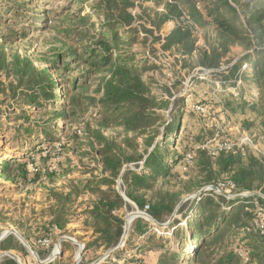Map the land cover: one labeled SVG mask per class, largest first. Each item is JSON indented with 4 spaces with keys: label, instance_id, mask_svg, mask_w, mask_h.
Returning a JSON list of instances; mask_svg holds the SVG:
<instances>
[{
    "label": "trees",
    "instance_id": "1",
    "mask_svg": "<svg viewBox=\"0 0 264 264\" xmlns=\"http://www.w3.org/2000/svg\"><path fill=\"white\" fill-rule=\"evenodd\" d=\"M139 1L95 0L89 13L82 8L66 9L68 22L63 36L70 47L55 62L63 65L65 80L62 75L54 77L48 69L37 71L28 61L25 67L15 68L14 63L19 62L9 63L5 48L26 40L28 35L0 33V74L14 71L17 79V86L0 82V92L9 100V120L15 122L13 139L22 149L27 148L19 157L0 159V194L27 198L38 192L47 195L49 206L43 211L42 220L46 217L48 221L38 225L41 227L35 232L28 226L29 219L16 226L41 260L53 251L52 240L57 233L66 232L75 203L84 194L94 196L81 202L84 211L79 219L87 234L84 257L107 253L119 245L125 226L122 214L131 209L129 202L157 223L166 224L184 195H194L207 186L232 195L244 192L264 195V156L238 148L212 156L204 149L224 119L230 124L233 116L249 115L242 125L257 132L251 136L264 151V5L250 9L243 0H149L165 12L156 14L152 20L154 28L147 29L133 12ZM40 2L43 0H36L35 6H40ZM27 5L23 0L0 1V27L19 23L24 18L21 14L29 10ZM184 11L199 26L213 27L216 43L211 48L199 49L191 31L179 24L163 39L164 51L176 50L184 62L186 57L198 55L201 67L220 71L223 59L228 58L234 47L243 49V55L218 74L223 76L221 93L225 96V101H220L221 123L210 119L208 104H196L191 109L202 123L204 120L214 128L207 139L204 133L210 130L195 138L187 133L188 139H182V114L172 118L177 101L171 106L170 100L152 94L145 73L156 67L140 60L133 51L136 44L144 45L150 38L153 42L159 40L156 30L160 31L168 22L179 21ZM41 16L40 20L47 24L48 13ZM95 17L97 24L92 22ZM141 31L145 34L143 38ZM76 69L82 70L80 75L71 76ZM195 106L204 107L205 112H197ZM92 108H97L94 115L89 114ZM31 109L40 115H33ZM164 111L169 113L168 117ZM86 115L88 118L84 120ZM59 121L63 126L57 124ZM82 125L84 130H77L71 139L75 143L82 135L90 140L94 149L91 155L102 168L97 176L90 169L91 178L71 181L72 187L67 192L64 187H56L58 168L50 163L61 152H52L51 148L60 142L59 134ZM3 126L0 119V127ZM112 130L121 133L117 138L106 137L104 133ZM228 131L221 135V140L230 142L226 138ZM138 139L143 140L142 145L137 143ZM43 147L51 149L50 152L45 155L40 149ZM33 153L38 154V162L33 161ZM63 160L61 165L74 171L71 159L64 156ZM39 163H44L47 169H41ZM180 166L183 169L193 166L194 175H186L183 183L176 173ZM175 180L182 185L178 191L171 186ZM257 204L264 209L260 197L229 200L206 192L205 196L184 203L178 211L181 219L176 218L169 226L178 244L193 243L194 253L183 258L182 251L173 249L172 239L160 234V229L154 230L148 221L138 219L129 241L107 261L151 264L156 255L157 264H264V229L255 225L257 221L264 223V213H259ZM183 221L184 229L180 226ZM4 252L29 258L26 248L12 235L0 244V253ZM128 254L132 258L129 261L125 257ZM150 254L155 255L149 258ZM0 264L17 263L5 258Z\"/></svg>",
    "mask_w": 264,
    "mask_h": 264
},
{
    "label": "rangeland",
    "instance_id": "2",
    "mask_svg": "<svg viewBox=\"0 0 264 264\" xmlns=\"http://www.w3.org/2000/svg\"><path fill=\"white\" fill-rule=\"evenodd\" d=\"M4 1V0H0ZM26 2L28 12H23L24 18L19 19V23L14 25H9L6 27H0V33L6 36H9L11 33H22L26 32L28 38L26 40L16 41L15 44H10L5 48V52L8 55V62H16L18 61V65L15 64V68L17 67H25V63L28 61L29 66H32L37 71L50 70L53 73L54 77L59 78L60 75L63 76V80L67 79L65 75H63L64 67L62 64H55L56 58L60 54H66L70 44L67 42L63 33L65 31L66 16H68L67 8L76 9L82 8L85 13L90 12V7L95 5V0H43L40 2V6L36 7L34 2L36 0H23ZM248 3L250 9H256L264 5V0H243ZM34 4V5H33ZM138 7L133 11L134 15L139 18V22L142 23L147 29L154 28L152 26V20H155V15L158 13H164L163 7H157L154 2L149 0H141L137 3ZM21 12V9H20ZM47 12L49 15L48 23L45 24V21H41L40 17H42V13ZM184 14L187 15L191 21L194 23L188 11H184ZM183 17V16H182ZM181 17V18H182ZM38 21V22H37ZM181 22V19L179 20ZM92 22L98 23V18L95 17L92 19ZM138 22V23H139ZM198 30L193 34L194 39L196 40L197 47L199 49H207L211 48L216 43V32L213 27H201L198 24ZM174 27H172L171 22H168L165 26L162 27L160 31L156 29V36L160 38L153 42V39H149L146 44L140 45L136 44L133 48V51L137 53V57L140 60L147 61L149 65H155L154 70H147L145 73V80L150 84L152 89V94L158 99L170 100L171 106H174L175 101L177 104L175 105V113L172 118H177V114H182V139H188L189 136L197 137L198 135L204 133V130L211 131L205 132V138H211L212 130L214 128H210L207 126V123L203 120V123L199 120V117L191 112V109L196 104H208L209 105V117L212 120L219 122L222 120V112H221V103L220 101H225L221 93L222 89V79L223 76H220V72L222 69L218 70H209L204 69L200 66L199 56L194 55L192 58L186 57L184 62L183 57L176 50L172 51H164L163 50V39L172 31ZM187 28V25H186ZM140 36L143 38L145 36L144 31H141ZM243 55V49L240 47H234L229 54L228 58L223 59L222 67L226 68L233 61L238 60ZM12 67V66H11ZM72 69H75V66H72ZM82 70H74L71 76H78ZM217 74V75H216ZM0 82L4 85H12L17 86V79L14 76V71L10 72L9 75L6 72L0 74ZM229 91L235 92L233 89L228 88ZM94 97V96H93ZM12 102L10 101V104ZM9 100L0 92V119L2 120L3 127H0V159L6 158L11 155L20 156L23 151H26L27 148L22 149L20 145L13 139V131L15 122L13 120H9V111H8ZM25 109H30L29 107H25ZM173 109V108H171ZM33 115H40L35 109H31ZM97 112V108H92L89 114H95ZM166 117L169 116V113L164 111ZM88 115L84 117V120H87ZM253 117L250 116V119ZM13 119V118H11ZM220 119V120H219ZM249 119V115L242 116H233L230 120V124L228 127L227 139L230 142H237L242 137L248 136L252 139L251 135H256V131L248 130L243 127L242 121ZM211 123V121L209 122ZM221 123V122H219ZM59 126H63V122L59 121L57 123ZM79 129L84 130V126H75L73 128H69L66 134L61 133L58 135L60 142L57 144L55 148L47 149L46 147L40 148L42 151H45V155L47 152H61L57 153V155L53 158V162L51 161V166H57L59 173L56 178V187L57 188H66L65 191L69 192L71 189V181L73 180H85L91 178V173H88L90 169L94 170V175H99L101 170V164H98L95 156L91 155L94 152L93 147L90 144V140L86 139V137L79 136L78 141L74 143L72 141L73 135ZM118 133L121 131L112 130L104 133L106 137H118ZM177 137V136H176ZM172 139H175L174 137ZM120 142L123 141V138L118 139ZM181 138L179 139V141ZM183 140V141H184ZM186 142V141H185ZM184 142V143H185ZM137 143L139 145L143 144L142 139H138ZM124 146V145H123ZM98 148V146L96 145ZM76 148L75 152L73 149ZM38 148V151L40 150ZM93 150V151H92ZM178 151H182L178 149ZM64 156H67L72 161V167L74 171L70 172L67 166H62ZM97 159H99V155L96 154ZM33 161L38 162V154H32ZM53 163V164H52ZM57 163H59L57 165ZM39 167L41 169H47L44 163H39ZM63 172V173H62ZM85 172V173H84ZM176 173L180 175L181 182L185 180L186 175L193 174V166L187 169H183L181 166L176 170ZM59 176V177H58ZM174 190L181 189V183L178 180H175L171 184ZM208 187V186H207ZM205 188V187H204ZM203 188V189H204ZM223 191V190H222ZM213 192V191H207ZM214 193V192H213ZM230 196H240L239 193L234 195L228 194ZM191 195H184L183 199ZM90 196L89 194H84L80 196L74 206V210L72 213V221L71 224L68 225L66 232L59 234L57 233L56 239L52 240L54 244V258L58 256L60 249L56 244L61 237L70 238L82 245H85L86 240V231L84 230V224L79 219L80 215L84 211V207L81 202H87ZM196 198L188 199L186 202H192ZM231 200V199H229ZM49 203L47 202V195H41L40 192L36 193L34 196L27 197H19L18 195L14 196H5L4 194H0V236L7 231L15 230L17 225H23L26 219H29L30 223L28 224L29 228H31L34 232L37 231V228L41 227L38 225H42V223H46L48 220L45 217L42 220L43 211L48 210ZM136 210L135 207L131 206V209L123 211L122 217H127L132 211ZM142 212V211H141ZM177 219H181V216H177ZM138 220L135 219L129 228V238L130 232L134 222ZM145 220V219H143ZM150 223V222H149ZM154 227L153 229H160V234L164 235V237L168 239H172V247L175 251H182L181 255L183 258L188 257L191 253H194L196 247L193 243H184V245L178 244L177 240L173 237L172 230L169 227L166 228H158ZM181 228L184 229L186 227V223L183 221L180 224ZM13 236V235H12ZM15 237V236H14ZM40 238H36L39 240ZM129 241V240H128ZM62 254L59 255L54 261L48 264H93L98 259H101L105 253H99V255H91L84 257V252L82 254V259H78L79 256V246L77 244L71 242H62L61 243ZM42 251L41 248H39ZM27 250V249H26ZM44 251V250H43ZM51 254L47 259L48 260ZM29 258H22L18 256L21 260L22 264H39L36 259L32 256V254L27 250ZM129 261L131 260L130 254L125 256ZM7 259V258H6ZM104 260L101 264H122L118 260L107 261ZM154 262L157 260V256L152 259Z\"/></svg>",
    "mask_w": 264,
    "mask_h": 264
},
{
    "label": "water",
    "instance_id": "3",
    "mask_svg": "<svg viewBox=\"0 0 264 264\" xmlns=\"http://www.w3.org/2000/svg\"><path fill=\"white\" fill-rule=\"evenodd\" d=\"M121 183H122V177L119 179L118 181V190L120 192V187H121ZM207 191H213L215 193H217L218 195L220 196H223L227 199H231V200H242V199H246V198H250V197H260L264 200V195L260 192H250L248 193L246 196H229L227 195L226 193H224L223 191L221 190H217L215 187L213 186H209V187H206L204 189H202L201 191L197 192L196 194L194 195H191L184 198L180 204L177 206L174 214L172 215V217L170 218V220L168 221V223L166 224H159L157 223L151 216H149L147 213L145 212H141L134 204H132L131 202L128 201V199L126 198V196L124 195V193H121V196L125 199V201L129 202L132 207H135L136 210L132 211L131 213L133 214H138L137 218L136 219H145L146 221L150 222L153 226L155 227H159V228H166V227H169L173 221L177 218L178 216V211L179 209L181 208V206L186 203V201L188 199H191V198H197V197H201V196H205L206 195V192ZM128 213V210L126 212V214ZM123 220L125 222V226H124V233H123V236H122V239L119 243V245L108 251L107 253L104 254V256L101 258V259H98L96 262H94L93 264H101L104 260H106L107 258H109L111 255H113L114 253H117L118 251H120L125 245L126 243L128 242L129 240V232L126 230V219H125V216L123 217ZM15 236L21 243L22 245L32 254V256L36 259V261L39 263V264H48L52 261H54L59 255L62 254V248H61V243L62 242H71V243H74V244H77L79 246V256L80 258L82 259V254L84 252V249H85V246L70 239V238H67V237H61L59 238L57 244H56V248L58 247L60 249V252L58 254L57 257L54 258V251L51 255V257L46 260V261H41L38 254L36 253V251L29 245V243L23 238V236L15 231V230H11V231H7V232H4L1 236H0V244L6 239L8 238L9 236ZM5 258L7 259H11L13 261H15L17 264H22L21 263V260L20 258L14 254L13 252H4V253H0V263L2 262V260H4Z\"/></svg>",
    "mask_w": 264,
    "mask_h": 264
},
{
    "label": "built area",
    "instance_id": "4",
    "mask_svg": "<svg viewBox=\"0 0 264 264\" xmlns=\"http://www.w3.org/2000/svg\"><path fill=\"white\" fill-rule=\"evenodd\" d=\"M182 24L191 31L192 34H194L197 30L198 27L197 25H195L191 19L183 14V17L181 18V22L180 21H171V25L172 27H175L176 25ZM246 65L243 67V70L246 69ZM227 68V67H226ZM226 68H222V70L226 69ZM197 112L199 113H204L205 112V108L202 106H195L194 108ZM228 126H229V122L227 121V119H224V121L217 127V133L214 137V139L210 140L208 143H206L204 145V149H207L210 154L212 156H216L219 152L221 151H231L234 148H238L241 149L243 152L246 149L251 150L254 154L260 156H264V151H262L254 142L253 137L252 139L248 136H244L242 137L237 143H232V142H225L223 140H221V135L226 133L228 130ZM191 162V157L188 158V163ZM233 187V186H232ZM217 190H221V188H216ZM222 191V190H221ZM215 193V192H214ZM242 196H246L248 193L244 192V193H239ZM215 195H218L217 193H215ZM234 195V194H233ZM220 196V195H219ZM230 196V195H229ZM258 205V204H257ZM258 211L259 213H264V209L261 208L258 205ZM255 225L258 229L263 230L264 229V223L262 222H255ZM156 230V229H154ZM157 231V230H156ZM45 244L48 245V242Z\"/></svg>",
    "mask_w": 264,
    "mask_h": 264
},
{
    "label": "bare ground",
    "instance_id": "5",
    "mask_svg": "<svg viewBox=\"0 0 264 264\" xmlns=\"http://www.w3.org/2000/svg\"><path fill=\"white\" fill-rule=\"evenodd\" d=\"M138 214L130 213L127 215L126 219V230L129 232V228L131 223L137 218ZM78 259H80V256H78Z\"/></svg>",
    "mask_w": 264,
    "mask_h": 264
},
{
    "label": "crops",
    "instance_id": "6",
    "mask_svg": "<svg viewBox=\"0 0 264 264\" xmlns=\"http://www.w3.org/2000/svg\"><path fill=\"white\" fill-rule=\"evenodd\" d=\"M18 196H19V197H22V196H24V197H25V195H18ZM13 253H14V252H13ZM153 255H155V254H153ZM153 255H151V254H150L148 257L150 258V256H153ZM155 256H156V255H155ZM148 257H147V258H148ZM149 258H148V259H149ZM151 258H152V257H151ZM152 259H153V258H152ZM151 264H157V260H156L155 262H154V261H152V263H151Z\"/></svg>",
    "mask_w": 264,
    "mask_h": 264
}]
</instances>
